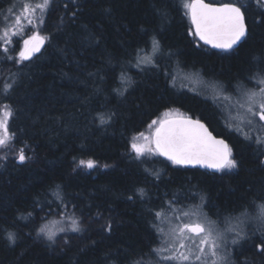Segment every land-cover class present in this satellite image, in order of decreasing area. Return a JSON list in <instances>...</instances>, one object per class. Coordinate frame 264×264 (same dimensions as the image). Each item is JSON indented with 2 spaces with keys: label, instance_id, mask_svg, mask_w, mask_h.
Masks as SVG:
<instances>
[{
  "label": "trees",
  "instance_id": "1",
  "mask_svg": "<svg viewBox=\"0 0 264 264\" xmlns=\"http://www.w3.org/2000/svg\"><path fill=\"white\" fill-rule=\"evenodd\" d=\"M184 1L53 0L40 54L14 64L0 51V89L14 85L7 97L0 91V103L11 105L15 133L11 149H0V264H121L126 253L159 244L149 210L166 193L199 192L214 219V213L226 219L234 207L264 197V153L225 127L214 99L178 88L169 78L188 65L225 84L243 79L264 56V23L257 15L264 0L259 6L258 0H232L248 6L249 33L230 51L191 35ZM11 3L0 0V28ZM145 32L158 34L175 56L140 71L129 60L143 47ZM170 109L202 119L226 138L238 167L210 172L163 157L144 164L135 159L131 138L146 134L148 124ZM140 188L148 195H137ZM68 214L79 218L81 231L53 240L38 234L48 220ZM108 223L110 231L102 227ZM257 243L255 237L242 241L232 254L235 264H264Z\"/></svg>",
  "mask_w": 264,
  "mask_h": 264
},
{
  "label": "snow or ice",
  "instance_id": "2",
  "mask_svg": "<svg viewBox=\"0 0 264 264\" xmlns=\"http://www.w3.org/2000/svg\"><path fill=\"white\" fill-rule=\"evenodd\" d=\"M51 3L52 0H42L34 6H30L29 3L22 6V11L30 13L32 17L27 18L29 31L33 27L38 29L45 23V16ZM182 6L187 10L190 18L189 32L206 45L227 51L248 35L247 5L232 0L219 6L205 3L204 0H190ZM64 7L67 9V4ZM37 12L39 15H36ZM72 15L75 17V13ZM257 15L264 23V7L260 8ZM6 19L18 25L25 18L16 15ZM16 36L14 26L11 29L7 25L0 28V51L14 64H22L30 60L40 51L47 39L39 31H34L22 41L19 38L14 40L13 37ZM142 44L143 47L138 46L133 50L132 58L129 60L131 63L134 59L135 67L140 71L149 68L155 70L159 68L164 57L175 56L170 49L165 50L158 34L150 35L145 32ZM12 51L16 52L15 57L8 55ZM177 64L179 65L180 62L177 61ZM169 78L174 77L169 73ZM120 79L124 82L125 78L122 75ZM245 81L249 83L255 81L256 87H248ZM13 87L12 84H5L0 91L7 97ZM218 87L228 94V99L232 96L236 97L238 122L235 125L226 124L225 127L229 131L238 133L244 141L257 145L258 150L264 153V135H253V121L257 118L261 123L260 131L264 132V56L256 60L243 79H237L235 84L229 81ZM174 113L175 110L170 109L163 113L162 117L153 119L148 124L150 130L148 135L139 132L137 136L131 138L129 147L135 154V159L144 164L154 162V158L163 157L174 165H199L217 172L238 167V162L226 139L213 135L202 119ZM13 115L14 111L10 104L0 103V149H11V142L15 139V133L10 132L9 125ZM141 139L143 143H138L137 140ZM18 159L21 163L27 159L23 149L20 150ZM93 166L92 161L87 162V167ZM137 195L143 198L148 194L145 189L140 188L137 190ZM258 201L253 200L234 207L226 218L231 226L224 227L225 218L221 213H214L217 219L213 222L203 212L207 198L199 192H188L182 197L174 194L171 198H168L166 193L164 202L160 203L158 208L149 210L152 215L151 227L159 244L155 247L149 245L147 251L141 249L139 252L132 250L126 253L121 264H235L232 251L228 247L229 242L237 245L253 237L258 240L257 250L264 254V197L258 198ZM189 207H194L195 211L190 213L186 210ZM192 217H195V222H186ZM249 223L257 225L251 235L245 227ZM102 227L110 231L112 225L108 223ZM70 230L81 231L78 219H71ZM57 231L64 232L66 229L61 227ZM38 234L53 240L56 232L48 224H44L39 228ZM8 239L14 242L15 234L9 233ZM145 257L149 260H145Z\"/></svg>",
  "mask_w": 264,
  "mask_h": 264
},
{
  "label": "rangeland",
  "instance_id": "3",
  "mask_svg": "<svg viewBox=\"0 0 264 264\" xmlns=\"http://www.w3.org/2000/svg\"><path fill=\"white\" fill-rule=\"evenodd\" d=\"M53 1V0H52ZM209 1H216V2H221V1H225V0H209ZM38 2H42V0H12V3L6 8V10L4 11V15H3V24L1 26V28H3L5 25H7L10 29L14 26L17 36L13 37V39H17L19 38L21 41L26 38L29 35H32V33L34 31H39L40 34H42V28L44 26L41 25L40 28H35L33 27L31 31H29V25L27 23V18H32L30 13L28 12H24L22 11V6L25 3H29L30 6H34L35 3ZM190 2V0H185L184 3H188ZM16 15H20L21 17L25 18L22 20V22L18 25H14V21L12 20H8L6 18L9 17H15ZM36 15H39V12H37ZM33 24H35V20L33 19ZM11 35V32H10ZM43 35V34H42ZM10 53H14L13 57H15L16 52L12 51ZM12 56V54H10ZM173 84L175 86H177L178 88H186L188 90L194 91V92H198L199 94L206 96L208 98H212L214 99V101H216V103H218L220 105V107L223 109L224 111V117H225V121L227 122V124H232L235 125L238 120H237V104H236V97L232 96L231 99H228V94L222 92L218 85L220 84H225L223 82H218L215 79H213L212 77H208L204 72L202 73L201 70L195 68V67H190L188 65H184L182 67H180L174 74L173 76ZM5 81H9L10 80V76H6ZM248 87L251 88H255V81H252L250 83H248ZM179 113V112H176ZM181 114V113H179ZM163 115H161L160 117H162ZM261 128V123L258 122V118L256 120L253 121V135H264V132L260 131ZM150 131H147L145 135H148ZM138 143H143V140H137ZM188 192H194L192 190H188L185 191L181 196H183L185 193ZM184 203H188V201H184ZM187 211H189L190 213L195 211L194 207H189L188 209H186ZM203 212L207 213L206 208L204 207ZM208 217L210 218L211 221L215 222L216 219L212 218L211 216L208 215ZM72 218H76L79 221V218L73 214H68L67 216H61V217H54L51 220H48L45 224H48L49 227L56 232L57 236L58 234L61 233H65V232H73L70 230V225H71V219ZM186 222H195V217H192L191 220L186 221ZM232 223H235V221H232ZM80 224V221H79ZM231 226L227 219H225V225L224 227H229ZM65 228L66 231L64 232H59L57 231V229L59 228ZM81 227V226H80ZM246 230L249 232V234H251L253 231H255L257 225L254 223H249L246 226ZM230 239V238H229ZM240 244H242V241L237 244V245H232L229 242V249L233 252L235 251V248L237 246H239ZM149 260V259H148Z\"/></svg>",
  "mask_w": 264,
  "mask_h": 264
},
{
  "label": "water",
  "instance_id": "4",
  "mask_svg": "<svg viewBox=\"0 0 264 264\" xmlns=\"http://www.w3.org/2000/svg\"><path fill=\"white\" fill-rule=\"evenodd\" d=\"M204 2L205 3H208V4H215V5H217V6H219L220 4H223V3H228V2H210V1H208V0H204ZM247 25H248V23H247ZM248 33H249V27H248ZM42 35V34H41ZM42 36H44V35H42ZM246 39V37L245 38H243L237 45H234L233 46V48L232 49H230V50H233V49H236V48H238L239 47V45L244 41ZM46 43H47V39L45 40V43L41 46V48H40V51L39 52H37V53H35L33 56H32V58H34L35 56H37L38 54H40L42 51H43V49L45 48V46H46ZM207 46H209V47H211V48H213V49H215V50H221V51H225V50H223V49H219V48H214V47H212L211 45H207ZM31 58V59H32ZM189 116V115H188ZM193 117V116H192ZM194 119H200V118H197V117H193ZM203 122H205V121H203ZM206 123V122H205ZM207 124V123H206ZM208 125V124H207ZM209 126V125H208ZM209 130L210 131H212L211 130V128L209 127ZM213 132V131H212ZM213 135H216L218 138H224V137H222V136H219V135H217V134H215L214 132H213ZM224 139H226V138H224ZM226 141L228 142V144H229V146H230V143H229V141L226 139ZM165 159V158H164ZM181 166V165H180ZM183 167H186V168H199V169H203V170H208V171H210V172H216L215 170H213V169H209V168H206V167H201V166H199V165H197V166H183Z\"/></svg>",
  "mask_w": 264,
  "mask_h": 264
},
{
  "label": "flooded vegetation",
  "instance_id": "5",
  "mask_svg": "<svg viewBox=\"0 0 264 264\" xmlns=\"http://www.w3.org/2000/svg\"><path fill=\"white\" fill-rule=\"evenodd\" d=\"M201 44H203L201 41H200ZM215 50V49H214ZM219 51V50H218Z\"/></svg>",
  "mask_w": 264,
  "mask_h": 264
}]
</instances>
